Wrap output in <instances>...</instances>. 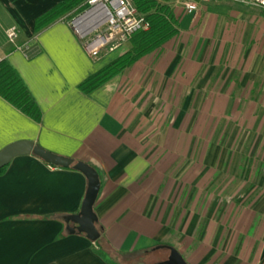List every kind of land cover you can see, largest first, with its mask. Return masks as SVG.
Masks as SVG:
<instances>
[{"label": "crops", "instance_id": "crops-1", "mask_svg": "<svg viewBox=\"0 0 264 264\" xmlns=\"http://www.w3.org/2000/svg\"><path fill=\"white\" fill-rule=\"evenodd\" d=\"M64 1L0 0V52L42 113L0 96V152L31 141L95 168L101 242L66 221L87 177L21 156L0 175V264H166L172 249L188 264H264V14L245 26L230 1L178 7L175 39L85 94L129 46L92 60L68 23L76 10L36 32Z\"/></svg>", "mask_w": 264, "mask_h": 264}, {"label": "trees", "instance_id": "trees-1", "mask_svg": "<svg viewBox=\"0 0 264 264\" xmlns=\"http://www.w3.org/2000/svg\"><path fill=\"white\" fill-rule=\"evenodd\" d=\"M87 1L66 0L62 2L36 20V32L42 31L74 10L82 11ZM173 1L134 0L140 16L149 22L150 28L137 32L130 42L128 51L84 82L80 89L85 94H91L144 57L175 39L180 34V23L172 5ZM0 96L36 122L41 121L42 113L39 106L18 72L5 60L0 65ZM6 169L7 167L0 170V175L5 173ZM97 228L102 236V230ZM100 239L98 242H101Z\"/></svg>", "mask_w": 264, "mask_h": 264}, {"label": "built area", "instance_id": "built-area-1", "mask_svg": "<svg viewBox=\"0 0 264 264\" xmlns=\"http://www.w3.org/2000/svg\"><path fill=\"white\" fill-rule=\"evenodd\" d=\"M213 1H230L264 10V0H179L178 4L186 13L198 14L200 3ZM68 23L82 42L85 52L94 61L120 52L130 45L137 32L150 28L149 22L140 16L134 0H88L84 9L72 16ZM7 36L9 42L16 45L20 30L13 27ZM2 61L0 52V65Z\"/></svg>", "mask_w": 264, "mask_h": 264}, {"label": "water", "instance_id": "water-1", "mask_svg": "<svg viewBox=\"0 0 264 264\" xmlns=\"http://www.w3.org/2000/svg\"><path fill=\"white\" fill-rule=\"evenodd\" d=\"M30 155H35L56 167L79 171L87 177L88 190L82 210L78 215L68 217L66 221L71 234H79L90 240H99L101 237L97 228L99 219L94 210L101 191V180L97 170L85 162L57 155L31 141L16 142L4 148L0 152V170L8 167L15 158ZM166 264L188 263L177 250L172 249Z\"/></svg>", "mask_w": 264, "mask_h": 264}, {"label": "rangeland", "instance_id": "rangeland-1", "mask_svg": "<svg viewBox=\"0 0 264 264\" xmlns=\"http://www.w3.org/2000/svg\"><path fill=\"white\" fill-rule=\"evenodd\" d=\"M178 1L179 0H174L173 4H172L175 11H176V9L178 7H180L179 4H178ZM220 6H222L224 8V10L227 11V13H229L228 11H231V10H234V9L238 10L240 12V14L245 18V21H247L246 23H244L245 26H250V25L253 24V23H250V20H251L250 18L251 17L260 18L262 16V14H264V10H262L259 7H256V6H245V5H239V4H234V3H230V2H223L222 4H220ZM77 11H75L73 16L75 14H77ZM230 21H232V20H230ZM259 21H260V19L255 21V25H257L256 23H260ZM232 24H234V23L232 22ZM236 25L237 26H241L240 23H236ZM233 31H234V25H229L228 29H227V34L230 35L231 33H233ZM240 42H243V40H241ZM165 256H166V254H165ZM160 257H162V254L152 255L150 258H147V259H149L148 260L149 262H152L155 259H159Z\"/></svg>", "mask_w": 264, "mask_h": 264}]
</instances>
